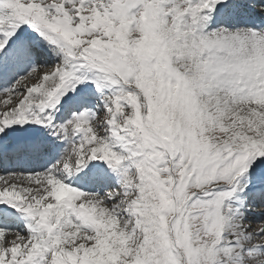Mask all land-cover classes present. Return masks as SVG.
<instances>
[{
    "label": "snow or ice",
    "instance_id": "6c2138e0",
    "mask_svg": "<svg viewBox=\"0 0 264 264\" xmlns=\"http://www.w3.org/2000/svg\"><path fill=\"white\" fill-rule=\"evenodd\" d=\"M0 264H264V0H0Z\"/></svg>",
    "mask_w": 264,
    "mask_h": 264
}]
</instances>
